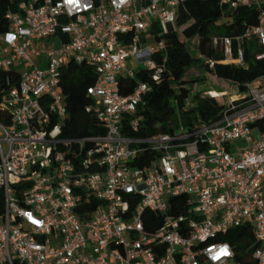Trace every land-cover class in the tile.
I'll return each mask as SVG.
<instances>
[{"label":"built area","instance_id":"2783aa9c","mask_svg":"<svg viewBox=\"0 0 264 264\" xmlns=\"http://www.w3.org/2000/svg\"><path fill=\"white\" fill-rule=\"evenodd\" d=\"M184 1L22 0L5 12L0 264H246L237 258L240 245L248 264H264V74L243 93L208 91L224 108L193 131L144 138L122 131L125 119L137 128L136 108L150 85L122 95L119 78L134 77L129 59L155 68L151 54L165 44L147 45L144 32L154 23L159 35L173 30ZM219 2L258 13L259 23L235 38V51L231 37L212 40L224 63L247 66L242 43L264 48V0ZM254 57L264 60V50ZM70 62L96 74L87 96L103 134L62 135L67 108L59 86ZM143 145L156 156L132 166ZM227 234L235 241L223 240Z\"/></svg>","mask_w":264,"mask_h":264},{"label":"trees","instance_id":"16d2710c","mask_svg":"<svg viewBox=\"0 0 264 264\" xmlns=\"http://www.w3.org/2000/svg\"><path fill=\"white\" fill-rule=\"evenodd\" d=\"M22 0H0V33L7 29V20L4 15L9 9L15 10ZM259 23L256 9L240 7L235 11L222 6L219 0H185L177 9L175 28L159 35L158 24H152L150 33L156 41H163L165 50H155L151 59L155 63L154 69L142 68L134 77L121 76L119 78V92L128 95L136 86L145 82L150 90L143 93L138 104L135 116L138 118L137 128H133L128 119L122 131L125 135L134 138H144L157 134L176 135L180 131H193L204 123L217 119L223 108V98L191 94L193 85L199 80L190 78L188 74L194 68H203L205 74L212 78V85L234 88V93L226 89L212 90L226 92L228 95L243 93L247 82L264 74V60H258L254 53L262 51L254 39L242 43L244 60L247 66L235 63H224L220 46L213 45L216 36H228L233 39V48L238 43L236 37L244 33L249 25ZM196 44L197 55L189 51V42ZM208 59H212L214 66L210 67ZM156 68L160 71L156 73ZM9 74L0 70V78ZM157 75V79L153 76ZM96 74L92 67L85 63L70 62L63 69L59 89L63 94V101L67 108V116L62 123L64 137H89L104 133V128L93 113V101L87 96V87L94 84ZM191 99V101H189ZM0 109V119L3 117ZM8 118V115L4 117ZM144 151L131 162L132 166L142 167L156 156V152L143 145ZM184 199L183 196L172 198L173 201ZM96 203L90 201L87 209H93ZM155 215L150 211L145 216ZM156 217V215H155ZM239 235H246L245 229H235ZM235 236L225 235L223 240L230 243ZM238 247L237 258L248 264L247 256L241 253Z\"/></svg>","mask_w":264,"mask_h":264},{"label":"rangeland","instance_id":"374dc122","mask_svg":"<svg viewBox=\"0 0 264 264\" xmlns=\"http://www.w3.org/2000/svg\"><path fill=\"white\" fill-rule=\"evenodd\" d=\"M150 29L146 32H144L145 38H146V44L154 47L156 45V39L154 38V35L149 32ZM34 43L38 46H46V45H51L52 44V39L51 38H34ZM192 40L189 42V51L193 55H197V46L195 44H192ZM128 65L131 67L133 66V72L136 73L138 70L144 68V64L142 62H135L132 59L128 60ZM188 77L190 78H197L199 79L192 88L191 94L199 93L201 96H208V91L212 90V88L215 89H226L229 93H234V88H226V87H219V86H213L212 85V78L205 74V70L203 68H194L193 70L190 71L188 74ZM225 100V99H224ZM191 101V99H189ZM223 101V99H222Z\"/></svg>","mask_w":264,"mask_h":264}]
</instances>
